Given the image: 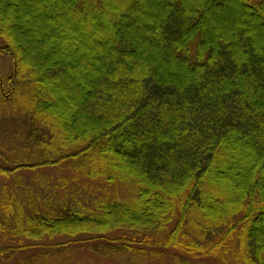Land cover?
Instances as JSON below:
<instances>
[{
    "label": "trees",
    "instance_id": "obj_1",
    "mask_svg": "<svg viewBox=\"0 0 264 264\" xmlns=\"http://www.w3.org/2000/svg\"><path fill=\"white\" fill-rule=\"evenodd\" d=\"M0 45L38 156L0 176L49 173L0 183V264H264V0H0Z\"/></svg>",
    "mask_w": 264,
    "mask_h": 264
},
{
    "label": "rangeland",
    "instance_id": "obj_2",
    "mask_svg": "<svg viewBox=\"0 0 264 264\" xmlns=\"http://www.w3.org/2000/svg\"><path fill=\"white\" fill-rule=\"evenodd\" d=\"M12 69V60L10 57L4 53H0V79L2 83H5L11 76ZM2 86L3 88L1 89H3L4 95L7 96L8 88L6 85ZM11 102L3 104L0 109V168L3 170H9L10 167H13L14 165L34 163L38 159L34 147V141L28 137V133L22 124V118L20 117V114L15 112L17 108L14 107L18 106L19 104H14V102ZM53 170H55V172ZM53 170H51V174L56 179L61 175V173L56 169ZM29 171L30 170L20 169L17 172L7 176V178L0 176V183H6V185H3L1 188L4 196H13V198L19 199V201H21L26 198V190H28L34 183V178H36V182L38 184L41 182H47L46 178L49 173H47L48 171L46 169L43 168L37 171H31V173ZM61 178L63 177L61 176ZM35 192L37 191L35 190ZM60 240L61 239H58V241ZM81 260H83V262L85 261L84 263L88 262L89 264H175L173 259L169 258L168 254H166L162 259L144 262L134 259L131 260L122 255L116 257L115 260L102 259L96 257L88 250L84 252L75 250L70 259L71 264H79V261ZM189 263L198 264L194 262Z\"/></svg>",
    "mask_w": 264,
    "mask_h": 264
},
{
    "label": "bare ground",
    "instance_id": "obj_3",
    "mask_svg": "<svg viewBox=\"0 0 264 264\" xmlns=\"http://www.w3.org/2000/svg\"><path fill=\"white\" fill-rule=\"evenodd\" d=\"M0 81H1V79H0Z\"/></svg>",
    "mask_w": 264,
    "mask_h": 264
}]
</instances>
